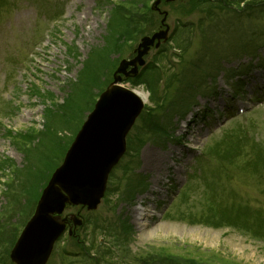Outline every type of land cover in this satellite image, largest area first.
Instances as JSON below:
<instances>
[{"label":"rangeland","instance_id":"obj_1","mask_svg":"<svg viewBox=\"0 0 264 264\" xmlns=\"http://www.w3.org/2000/svg\"><path fill=\"white\" fill-rule=\"evenodd\" d=\"M153 1L0 0V223L19 235L119 62L164 19L123 84L148 93L167 134L141 111L102 202L65 209L82 222L46 264H264V0ZM217 148L224 165L198 160ZM243 209L258 219L218 218Z\"/></svg>","mask_w":264,"mask_h":264},{"label":"water","instance_id":"obj_2","mask_svg":"<svg viewBox=\"0 0 264 264\" xmlns=\"http://www.w3.org/2000/svg\"><path fill=\"white\" fill-rule=\"evenodd\" d=\"M152 3V9L160 11L158 4L161 0ZM164 25L165 29L141 38L134 57L119 62L112 82L95 100L66 150L62 163L53 170L42 188L32 216L10 248L9 260L12 264H46L67 223L71 222L76 227L82 222L77 213L64 214L65 209L81 206L94 210L100 204L106 192L108 176L126 152L127 133L145 104L133 89L122 85L121 74L124 77L135 76L138 65L144 64L143 56L151 46H158L161 39H166L168 24ZM68 234H72L71 227Z\"/></svg>","mask_w":264,"mask_h":264},{"label":"trees","instance_id":"obj_3","mask_svg":"<svg viewBox=\"0 0 264 264\" xmlns=\"http://www.w3.org/2000/svg\"><path fill=\"white\" fill-rule=\"evenodd\" d=\"M197 1V7L198 6H200L201 5V3L202 4H206L207 3V5L208 4H218V5H220L221 6V4H223V6H226V7H230L231 5H234V6H236V7H239V8H241L240 7V4L242 3V2H244V1H246V0H213V2H212V0H210V1H207V0H203V1H201V0H196ZM242 1V2H241ZM206 2V3H205ZM220 3V4H219ZM219 7V6H218ZM201 8V7H200ZM240 10V9H239ZM236 11V10H235ZM210 14V11H209V13H208V16H210L209 15ZM212 15V14H211ZM211 17V16H210ZM243 49V48H242ZM127 81H130L131 83H132V85H136V84H138L139 83V81L140 80H138V78L137 77H135V78H132V77H130V78H127L126 79ZM201 87V86H200ZM185 88H187V83H185V85H184V87L183 88H181L182 89V92H185ZM192 94V97H193V95H194V93H191ZM149 109H150V107H148ZM147 108V109H148ZM143 111H145V109L143 110ZM142 111V112H143ZM149 118V120L147 121V124L145 125V131H150V130H158V131H162L164 134H167L166 132H167V127H168V125L167 126H165V128H164V126L162 127L161 125H158L159 124V122H156V117H154L153 116V113H149V112H143V114H141V119L143 118ZM222 137H230V138H234V139H232V140H235V139H239L238 138V136L236 135V137L232 134V131H230V130H227L226 128L224 129V132L222 133V135H221ZM127 145H128V148H127V151H128V149H130V148H132V146L130 145V141L128 140V143H127ZM131 146V147H130ZM213 152V151H212ZM215 153V154H214ZM214 153H209L206 149H204V156L202 157V158H199V161H203V162H205V161H209V160H214V161H217V162H220V160H221V163L223 162V159L221 158V157H224V154H222L221 152H218V148H217V151H215ZM221 158V159H220ZM260 162H262L263 164H264V157L260 160ZM223 165L225 164V162H223L222 163ZM193 177V176H192ZM191 177V178H192ZM197 177V176H196ZM140 183H138V184H136L134 187H139V186H141V185H139ZM251 210L250 211H248L247 209H243V210H241L238 214H236V216H232L233 218H229L228 219V217L229 216H231V215H235V214H230V213H227L226 214V216H223V215H218L219 217L218 218H220V219H222V220H226L227 221V224H232L231 222L232 221H235L236 220V217H238L239 219H238V221H240V220H242L241 218H246L247 216H250V214H251ZM240 215V216H239ZM30 216V215H29ZM28 216V217H29ZM251 216L253 217V218H255V219H258V217H256L255 215H254V213H252L251 214ZM264 218H262V220H263ZM263 222V221H262ZM5 227H3V225L0 223V264H12L11 263V261L9 260V252H10V248L12 247V245H13V243L15 242V240H16V236H17V230H16V232H12V234H11V236L9 235V233H7V230L6 229H4ZM95 228H96V226H95ZM94 230V229H93ZM121 237H123V238H125L126 240H128L127 239V237H128V234L127 233H125V231H124V229H122L121 230ZM120 237V238H121ZM91 249H97V251H98V248H96V246H94V247H92ZM81 251V254L83 255V256H85L86 258H92L91 257V254H90V252H86L85 250H83L82 251V248H79L78 249V252H80ZM89 254V255H88ZM74 255V254H73ZM63 257H65L64 255H63ZM65 264H67L66 263V261L64 262ZM187 264H190V263H187Z\"/></svg>","mask_w":264,"mask_h":264},{"label":"bare ground","instance_id":"obj_4","mask_svg":"<svg viewBox=\"0 0 264 264\" xmlns=\"http://www.w3.org/2000/svg\"><path fill=\"white\" fill-rule=\"evenodd\" d=\"M135 91V93H137L139 95V97L143 100V101H146L147 100V97H148V93L145 92L144 90L142 89H139V88H136V89H133ZM147 163L149 165H153L155 167V165L157 164V158L153 155H151V153L149 154V156L147 157ZM136 219L137 220H140L142 218V215H143V210L142 208H139V207H136Z\"/></svg>","mask_w":264,"mask_h":264}]
</instances>
